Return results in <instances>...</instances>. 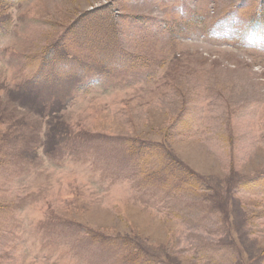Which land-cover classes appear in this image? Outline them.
Here are the masks:
<instances>
[{"label":"rangeland","instance_id":"obj_1","mask_svg":"<svg viewBox=\"0 0 264 264\" xmlns=\"http://www.w3.org/2000/svg\"><path fill=\"white\" fill-rule=\"evenodd\" d=\"M255 22L264 0H0V264H264Z\"/></svg>","mask_w":264,"mask_h":264}]
</instances>
